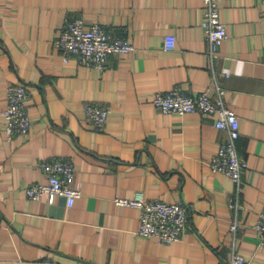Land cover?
<instances>
[{"label":"crops","instance_id":"obj_1","mask_svg":"<svg viewBox=\"0 0 264 264\" xmlns=\"http://www.w3.org/2000/svg\"><path fill=\"white\" fill-rule=\"evenodd\" d=\"M217 3L228 37L211 55L202 0H0V264H229L233 249L264 264L254 229L264 206V5ZM76 17L128 37L134 50L111 54L103 68L65 60L55 41ZM19 81L31 125L8 136L5 88ZM215 84L239 117L238 182L209 166L227 136L213 115L152 102L175 86L193 94ZM86 103L109 108L103 129L86 118ZM53 156L75 166L81 193L70 206L61 195L25 193L45 181L39 162ZM136 192L185 203L182 238L139 235V210L114 201Z\"/></svg>","mask_w":264,"mask_h":264},{"label":"built area","instance_id":"obj_2","mask_svg":"<svg viewBox=\"0 0 264 264\" xmlns=\"http://www.w3.org/2000/svg\"><path fill=\"white\" fill-rule=\"evenodd\" d=\"M203 18L201 27L210 45V54L217 52L221 43L228 37L226 23L220 16L217 0H202ZM264 5V0H262ZM64 52V59L74 57L86 66L103 68L111 54L130 53L134 44L126 36L112 34L99 22L85 27L80 17L68 20L55 41ZM175 45L173 36H166L165 47L171 49ZM225 89L215 84L213 89L201 90L187 94L179 86L158 92L152 97L153 104L165 113H202L213 115L214 125L222 129L227 136L219 143L208 163L212 171L223 173L238 182L241 171L246 167L236 150V139L240 135L239 117L225 100ZM6 105L2 111L3 130L8 136L27 134L31 118L27 108L28 91L24 82L7 84L5 88ZM86 118L97 130L105 127L109 117V108L98 103H86L83 106ZM39 167L45 175V181L35 182L25 187L28 198L38 200L44 193L64 196L68 206L72 205L80 195V189L73 184L75 166L69 159L53 156L41 160ZM114 201L120 205H130L139 210L137 233L150 236L159 242H171L182 238L187 222V205L183 202H169L159 198L146 199L141 192L133 197L115 196ZM236 222H232L230 230L235 231ZM254 229L264 242V206L257 213ZM229 264H249L236 250L231 251Z\"/></svg>","mask_w":264,"mask_h":264}]
</instances>
